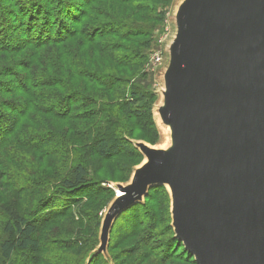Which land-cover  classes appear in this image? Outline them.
I'll return each mask as SVG.
<instances>
[{
	"label": "water",
	"instance_id": "1",
	"mask_svg": "<svg viewBox=\"0 0 264 264\" xmlns=\"http://www.w3.org/2000/svg\"><path fill=\"white\" fill-rule=\"evenodd\" d=\"M166 74L172 147L119 186L101 231L167 186L175 237L198 264H264V0H186Z\"/></svg>",
	"mask_w": 264,
	"mask_h": 264
},
{
	"label": "trees",
	"instance_id": "2",
	"mask_svg": "<svg viewBox=\"0 0 264 264\" xmlns=\"http://www.w3.org/2000/svg\"><path fill=\"white\" fill-rule=\"evenodd\" d=\"M151 1L157 0H11L17 8L0 3V39L1 42L4 40V44L0 42V55L32 48L26 53L24 71L0 72V78L12 79L5 83L0 81V155H11L15 152L13 149L42 152L40 144L46 143L43 133L35 136V133L26 131L27 121L34 117L42 121L46 118L65 121V132L74 130L69 122L74 121L76 127L77 121L83 120L87 124L82 130L78 129V138L69 140L67 147L76 148L77 153L83 148L91 149L106 160L116 156L114 152L119 141L123 140L116 139L120 129L118 120L133 115L146 120L147 114L150 120L152 118L149 113L151 97L140 85L131 84L146 59L142 49L148 47L147 39L153 27L151 22L137 20L135 15L140 17L142 11L145 17L155 22L156 8L149 5ZM8 9L11 11H6ZM123 9H129L131 14L127 15ZM14 32L21 33L24 38L15 39L11 35ZM55 61L58 66L51 65ZM53 69H57L56 73H52ZM127 87H130L129 93L125 95L124 88ZM2 97L9 98L3 100ZM71 177L72 181H66L62 189L52 188L51 195L41 199L27 216L19 215L10 206L0 207V216L3 214L6 218L2 224L6 238L0 243L2 260H11L17 252L29 251L38 255L44 247L39 239L40 230L59 224V217L68 214V210L75 206L83 203L80 207H87L88 201L93 200L102 188L100 184L95 189L89 185V169L85 164H77ZM160 189L164 188L154 186L150 191L155 195ZM164 192L163 197L167 199L168 193ZM151 193L146 199H151ZM53 200V203L63 200L65 206L56 209L53 203L49 205ZM137 205L144 212V220L136 219L133 234L152 242L158 219L155 221L154 213L145 205ZM144 221L148 223L142 225L146 223ZM166 233L169 236L161 242L164 244L162 254L156 255L149 247L153 256H160L156 258L157 264L171 262L178 255L174 252L176 246L183 249L182 253L189 257V262L198 264L175 237L171 226ZM83 242L86 240H72L66 246ZM92 251L89 262L99 263L100 254H92ZM39 262L37 257L32 259L33 264Z\"/></svg>",
	"mask_w": 264,
	"mask_h": 264
},
{
	"label": "rangeland",
	"instance_id": "3",
	"mask_svg": "<svg viewBox=\"0 0 264 264\" xmlns=\"http://www.w3.org/2000/svg\"><path fill=\"white\" fill-rule=\"evenodd\" d=\"M1 2L6 3L10 6L9 8H17L11 0H0ZM185 2L186 0H165V3L163 0L149 2L151 7L156 8L155 14H153L155 22L150 21L147 16L145 17L142 11L140 17L135 15L137 20H147L153 26L151 36L147 39L148 47L142 49L146 59L137 70L138 77L131 82L132 85H140L147 96L151 97L152 106L149 113L152 118L150 120L149 114H147L146 120L137 118L135 115L118 120L120 129L116 139L119 137L124 141H119V147L114 152L115 157L106 160L103 155L91 152V149L88 151L83 148L81 152L77 153L76 148L67 147L69 140L71 141L77 136L78 129L82 130L84 124H87L83 120H78L76 127L73 124L74 121L69 122L74 130L65 132L63 130L67 126L65 121L59 122L52 118L42 121L34 119V117L27 121L28 130L26 131L35 133V136H40L43 133L42 136L46 143L40 144L42 152L13 149L15 152H11V155L9 153L0 155V207L10 206L21 216H27L41 199L48 198L52 188L62 189L66 181H72L71 176L77 164L88 166L89 185L92 184L93 189L98 184L102 185L97 196L88 201L87 207H80L83 206V203L79 207L75 206L68 210V214L59 217L60 220L57 222L59 224H51L40 230L39 239L44 247L38 255L29 251L26 253L17 252L9 261L2 260L0 256V264H33L32 259L36 257L40 260L38 264H92L88 258L92 249L94 250L92 254L96 252L101 256L99 263L96 264H157L156 258L159 259L160 256L156 255L163 252L162 245L164 244L161 245V242L169 236L166 233L168 226L172 227V200L169 187L162 186L164 189H160L155 195L149 190L151 199H146V195L142 201L119 213L110 230L107 246L102 251L101 231L109 209L122 194L118 189L119 186H130L135 172L145 163L146 157L140 151L139 145L142 144L157 150H168L172 144L170 133L168 134L169 140L166 141V135L163 134L159 124L161 115L159 116L157 113L164 106L163 94L166 92V74L170 64L172 45L176 40L179 28L178 14ZM6 11L10 12L11 10ZM123 11L127 15L131 14L129 9H123ZM11 35L15 36L17 40L24 38L18 32ZM1 44H4V40ZM30 50L32 48H27L23 52L18 50L13 54L0 55V72L6 70L18 72L19 69L24 71L22 68H25L24 63L27 61L26 53ZM156 55L161 58L160 65H155L152 61ZM1 56H4L3 60ZM6 57L10 60H7ZM57 63L55 61L51 65L58 66ZM5 66L6 68H3ZM56 71L57 69H53L52 73H56ZM11 80L10 78H0V81L4 83ZM129 88H124L125 95L129 93ZM2 98L6 100L9 97ZM4 173H8L5 175V179H3ZM28 185V188L20 192L16 191V189H22ZM162 190L168 193L167 199L163 197L165 192ZM68 196L70 197V195ZM62 197H66V195H62ZM70 198L73 199V197ZM53 202L54 200L49 205H52ZM139 203L154 213L155 221L158 219L155 228H153L155 237L152 242L143 241L140 236L133 234L136 219L142 218L144 213L141 212V206L137 205ZM53 205L56 209H62L65 206L63 200L62 202L56 201ZM142 210L144 211V208ZM142 219L144 220V218ZM4 221L6 218L1 214L0 243L6 238L2 228ZM147 223H142V225ZM143 237L145 238V235ZM82 239H85L86 242L81 245L74 243L66 246L68 241ZM149 247L154 250L156 255H152ZM182 250L178 246L174 247V252L178 255L167 264H192L189 262V257L182 253Z\"/></svg>",
	"mask_w": 264,
	"mask_h": 264
},
{
	"label": "bare ground",
	"instance_id": "4",
	"mask_svg": "<svg viewBox=\"0 0 264 264\" xmlns=\"http://www.w3.org/2000/svg\"><path fill=\"white\" fill-rule=\"evenodd\" d=\"M159 116H160V114L159 113H157ZM161 117V116H160ZM159 124L161 125V130L163 131V134L164 135H166V141H168L169 140V137H168V134L170 133V140H171V142H172V129H171V126L170 125H165V124H163V121H162V118H160V120H159ZM172 147V144H171V146H170V148ZM169 148V149H170ZM168 149V150H169ZM167 151V150H166ZM147 162V158H146V160H145V163Z\"/></svg>",
	"mask_w": 264,
	"mask_h": 264
},
{
	"label": "built area",
	"instance_id": "5",
	"mask_svg": "<svg viewBox=\"0 0 264 264\" xmlns=\"http://www.w3.org/2000/svg\"><path fill=\"white\" fill-rule=\"evenodd\" d=\"M153 62H154V64L156 65V64H161V58H160V56L159 55H156L154 58H153V60H152Z\"/></svg>",
	"mask_w": 264,
	"mask_h": 264
}]
</instances>
